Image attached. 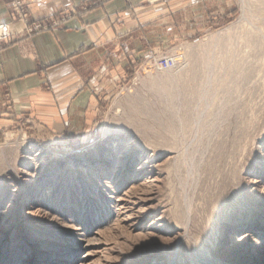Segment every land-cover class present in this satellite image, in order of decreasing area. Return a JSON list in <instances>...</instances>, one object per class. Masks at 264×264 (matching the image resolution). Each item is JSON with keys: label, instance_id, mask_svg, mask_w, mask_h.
Segmentation results:
<instances>
[{"label": "rangeland", "instance_id": "obj_1", "mask_svg": "<svg viewBox=\"0 0 264 264\" xmlns=\"http://www.w3.org/2000/svg\"><path fill=\"white\" fill-rule=\"evenodd\" d=\"M6 1L26 38L93 8L33 21L22 0L23 23ZM152 15L96 71L93 117L0 131V264H264V0Z\"/></svg>", "mask_w": 264, "mask_h": 264}, {"label": "crops", "instance_id": "obj_2", "mask_svg": "<svg viewBox=\"0 0 264 264\" xmlns=\"http://www.w3.org/2000/svg\"><path fill=\"white\" fill-rule=\"evenodd\" d=\"M102 1L25 0L33 21L57 17L72 7L93 6L56 33L26 38L7 1L0 0V23L11 22L13 32L11 43L0 52V131L31 115L47 119L51 133H71L78 126L74 119L93 117L97 94L108 86L95 84L96 71L120 48L119 39H132L155 20L156 9L173 0ZM110 69L113 77L119 71ZM98 74L101 80L102 72Z\"/></svg>", "mask_w": 264, "mask_h": 264}, {"label": "built area", "instance_id": "obj_3", "mask_svg": "<svg viewBox=\"0 0 264 264\" xmlns=\"http://www.w3.org/2000/svg\"><path fill=\"white\" fill-rule=\"evenodd\" d=\"M15 16L19 18L21 22H28V14L26 13L25 7L22 0H10ZM42 28L41 25H36L32 29L27 30L28 33L38 31ZM46 29V28H45ZM11 37L10 26L7 24H0V41L8 40Z\"/></svg>", "mask_w": 264, "mask_h": 264}, {"label": "bare ground", "instance_id": "obj_4", "mask_svg": "<svg viewBox=\"0 0 264 264\" xmlns=\"http://www.w3.org/2000/svg\"><path fill=\"white\" fill-rule=\"evenodd\" d=\"M146 183H147V182H146ZM33 186H34V184H32V189H31L32 191H33ZM26 192H27V191H25L24 193H26Z\"/></svg>", "mask_w": 264, "mask_h": 264}]
</instances>
